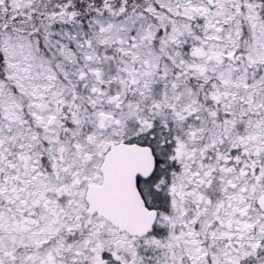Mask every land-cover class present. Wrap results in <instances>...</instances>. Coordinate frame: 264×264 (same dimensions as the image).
I'll return each mask as SVG.
<instances>
[{
    "label": "snow or ice",
    "instance_id": "snow-or-ice-1",
    "mask_svg": "<svg viewBox=\"0 0 264 264\" xmlns=\"http://www.w3.org/2000/svg\"><path fill=\"white\" fill-rule=\"evenodd\" d=\"M0 264H264V0H0Z\"/></svg>",
    "mask_w": 264,
    "mask_h": 264
}]
</instances>
